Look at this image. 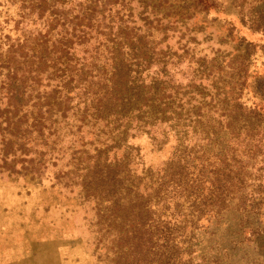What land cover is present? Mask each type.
<instances>
[{
    "label": "rangeland",
    "instance_id": "rangeland-1",
    "mask_svg": "<svg viewBox=\"0 0 264 264\" xmlns=\"http://www.w3.org/2000/svg\"><path fill=\"white\" fill-rule=\"evenodd\" d=\"M0 264H264V0H0Z\"/></svg>",
    "mask_w": 264,
    "mask_h": 264
}]
</instances>
